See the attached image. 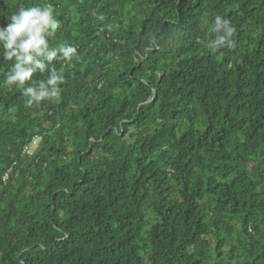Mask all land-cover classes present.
<instances>
[{"label": "trees", "instance_id": "1", "mask_svg": "<svg viewBox=\"0 0 264 264\" xmlns=\"http://www.w3.org/2000/svg\"><path fill=\"white\" fill-rule=\"evenodd\" d=\"M45 3L77 56L38 107L0 87V264H264V0H0V25Z\"/></svg>", "mask_w": 264, "mask_h": 264}, {"label": "clouds", "instance_id": "2", "mask_svg": "<svg viewBox=\"0 0 264 264\" xmlns=\"http://www.w3.org/2000/svg\"><path fill=\"white\" fill-rule=\"evenodd\" d=\"M7 18L9 22L0 25V58L9 63L0 87L11 90L15 86L26 97L24 105L29 108L59 98L64 70H58L54 62L71 64L77 56V48L68 43L53 47L50 43L60 27L53 5L20 6ZM99 19L103 20L104 17L100 16ZM210 30L215 33V39L207 46L213 52L235 48L232 39L235 28L228 19L216 15ZM35 73H47V76L45 79H33Z\"/></svg>", "mask_w": 264, "mask_h": 264}, {"label": "built area", "instance_id": "3", "mask_svg": "<svg viewBox=\"0 0 264 264\" xmlns=\"http://www.w3.org/2000/svg\"><path fill=\"white\" fill-rule=\"evenodd\" d=\"M40 141H41V137L40 136H36L32 143L28 146H26L25 148V153L27 154H35L36 150L39 148V145H40Z\"/></svg>", "mask_w": 264, "mask_h": 264}]
</instances>
